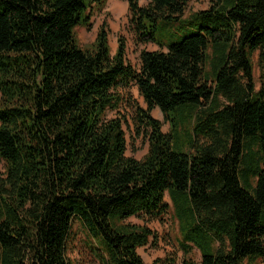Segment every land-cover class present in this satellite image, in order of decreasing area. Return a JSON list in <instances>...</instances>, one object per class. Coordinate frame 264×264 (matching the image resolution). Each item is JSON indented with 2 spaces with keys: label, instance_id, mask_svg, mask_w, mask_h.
<instances>
[{
  "label": "trees",
  "instance_id": "trees-1",
  "mask_svg": "<svg viewBox=\"0 0 264 264\" xmlns=\"http://www.w3.org/2000/svg\"><path fill=\"white\" fill-rule=\"evenodd\" d=\"M124 1L136 42L160 47L140 69L125 36L111 53L106 23L80 45L105 0H0V264H72L76 224L98 264H177L146 263L154 232L127 222L162 218L167 194L182 264L264 261V0H209L189 16L191 0ZM132 85L142 159L126 154L125 120L107 117Z\"/></svg>",
  "mask_w": 264,
  "mask_h": 264
},
{
  "label": "rangeland",
  "instance_id": "rangeland-1",
  "mask_svg": "<svg viewBox=\"0 0 264 264\" xmlns=\"http://www.w3.org/2000/svg\"><path fill=\"white\" fill-rule=\"evenodd\" d=\"M105 5L101 9H95L92 18V27H78L76 35L82 47L90 46L94 43L98 31L103 24H107L109 29V43L111 53L115 54L118 48V38L120 35L125 36L127 39V61L135 68L140 69V53L143 49L158 50L160 47L154 43L139 44L136 42V37L129 24V8L128 3L124 0H105ZM142 5L148 4L149 0H139ZM210 5L209 0H191L186 10L185 16L191 13L207 9ZM172 24H161L159 37L168 39L166 30L173 28ZM193 31L179 33L181 39L187 35L192 34ZM254 77L255 82L260 87V68H259V52L253 55ZM126 97L120 107L116 110H109L107 113L108 118L121 117L125 120L124 129L127 134V156L136 159H142L149 147V139L145 129L138 131L134 124V115L136 105L139 104L146 107V104L141 98L138 89L132 85L126 91H122ZM152 116L163 122L162 130L168 132L170 129L169 123L165 120L164 114L157 107L152 111ZM5 171L4 163L0 160V173ZM169 208L162 218H150L147 216H134L127 220V222L139 225H147L152 229L154 235L151 236L150 242L138 249L146 263H152L156 260H167L169 257H175L177 264H182L184 252L179 246L181 239L179 225L177 219L173 218V207L171 199L167 194L165 197ZM75 231L77 234L73 236L68 244L67 255L72 264H98L95 258L90 253L86 245V234L79 225L76 224ZM191 256L195 259H200L201 254L198 249H194ZM258 264H264L260 261Z\"/></svg>",
  "mask_w": 264,
  "mask_h": 264
},
{
  "label": "crops",
  "instance_id": "crops-1",
  "mask_svg": "<svg viewBox=\"0 0 264 264\" xmlns=\"http://www.w3.org/2000/svg\"><path fill=\"white\" fill-rule=\"evenodd\" d=\"M137 88V87H136ZM142 98V97H141Z\"/></svg>",
  "mask_w": 264,
  "mask_h": 264
}]
</instances>
